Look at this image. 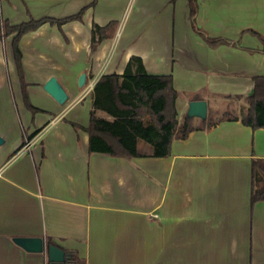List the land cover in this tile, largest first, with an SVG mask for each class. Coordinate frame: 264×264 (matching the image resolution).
Segmentation results:
<instances>
[{
	"label": "crops",
	"instance_id": "obj_1",
	"mask_svg": "<svg viewBox=\"0 0 264 264\" xmlns=\"http://www.w3.org/2000/svg\"><path fill=\"white\" fill-rule=\"evenodd\" d=\"M195 7L191 18L189 0H0V23L84 8L79 19L45 21L19 40L27 99L41 111L24 105L11 36L0 46V264H48L18 236L50 237L84 264H264V200L250 203L264 128L221 120L174 138L167 156H153L142 139L138 156L89 150L88 85L122 74L131 56L148 73L171 75L183 112L191 100L209 108L251 93L264 75V0ZM108 24L91 48L94 25ZM50 76L66 90L64 103L43 89Z\"/></svg>",
	"mask_w": 264,
	"mask_h": 264
},
{
	"label": "trees",
	"instance_id": "obj_2",
	"mask_svg": "<svg viewBox=\"0 0 264 264\" xmlns=\"http://www.w3.org/2000/svg\"><path fill=\"white\" fill-rule=\"evenodd\" d=\"M191 2L190 16L194 17L196 0ZM84 8L75 14L61 18L41 17L29 18L27 21L12 24L7 19L0 23V37L11 36V49L20 82L24 105L32 113L41 109L29 103L26 95L27 82L25 80L19 40L21 36L38 28L43 22L61 24L79 19ZM111 24L104 27L94 25L92 29L91 48L98 40L104 37ZM256 33L255 31H253ZM207 42L216 46L228 42L225 39H211ZM92 107L89 112V123L86 130L89 134V150L105 152L114 156H138L137 141L142 139L149 143L153 156H167L170 153L171 141L174 138H186L190 131L196 128H207L221 120L239 119L243 124L253 129L264 128V75L254 76V85L251 93L241 98L244 101L243 112L239 117L228 114L225 110L221 117L215 119L212 109L207 107L205 119H199L200 124L194 125L193 118L183 112L179 120L177 106L178 92L172 85L170 74L148 73L139 56H131L122 72L106 73L99 76L92 87ZM196 97V96H194ZM233 99L234 97L227 96ZM101 110L111 118L97 114ZM37 132L27 135L30 138ZM264 200V158L251 159V189L250 203ZM46 244H57L52 238H46ZM70 260L74 264H84L78 256L73 255Z\"/></svg>",
	"mask_w": 264,
	"mask_h": 264
},
{
	"label": "water",
	"instance_id": "obj_3",
	"mask_svg": "<svg viewBox=\"0 0 264 264\" xmlns=\"http://www.w3.org/2000/svg\"><path fill=\"white\" fill-rule=\"evenodd\" d=\"M85 82V72H81L77 78V85L82 87ZM43 89L53 97L57 102L64 103L67 98V92L59 83L55 76H50L43 84ZM187 115L189 117H199L205 119L207 115V103L203 99L191 100L188 103ZM4 138L0 135V145ZM13 240L28 251L42 252L47 255L48 264H65L67 253L64 249L53 244H46L42 237L38 236H18Z\"/></svg>",
	"mask_w": 264,
	"mask_h": 264
},
{
	"label": "rangeland",
	"instance_id": "obj_4",
	"mask_svg": "<svg viewBox=\"0 0 264 264\" xmlns=\"http://www.w3.org/2000/svg\"><path fill=\"white\" fill-rule=\"evenodd\" d=\"M7 42L5 37H0V46L5 48ZM226 103V102H225ZM229 104V105H228ZM242 104L244 105V101L241 98H238L237 100H232V102H227L226 104H221L219 102V100H211L210 101V105L212 109V115L215 117V119H218L219 117H221V114L227 110L228 114L234 115V114H239L240 112H243L241 106ZM180 105V102H177V106ZM244 108V106H243ZM179 110V109H178ZM184 108L181 110H179V114L181 115L183 112ZM182 116H180L179 120H181ZM193 124L194 125H199V119L198 118H193Z\"/></svg>",
	"mask_w": 264,
	"mask_h": 264
},
{
	"label": "built area",
	"instance_id": "obj_5",
	"mask_svg": "<svg viewBox=\"0 0 264 264\" xmlns=\"http://www.w3.org/2000/svg\"><path fill=\"white\" fill-rule=\"evenodd\" d=\"M93 87V82L92 83H90L89 85H88V89H91ZM35 137H33V139H34ZM33 139H26L25 140V145H24V147H28V145L30 144V142L33 140ZM65 264H74L71 260H70V257H67L66 258V261H65Z\"/></svg>",
	"mask_w": 264,
	"mask_h": 264
}]
</instances>
